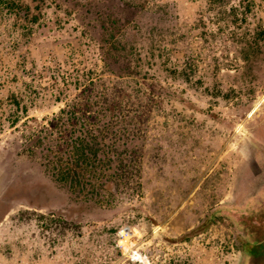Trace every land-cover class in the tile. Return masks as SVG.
I'll use <instances>...</instances> for the list:
<instances>
[{
  "label": "rangeland",
  "instance_id": "obj_1",
  "mask_svg": "<svg viewBox=\"0 0 264 264\" xmlns=\"http://www.w3.org/2000/svg\"><path fill=\"white\" fill-rule=\"evenodd\" d=\"M249 1L238 27L209 0H2L0 264H264V41L249 64L235 43L264 30V0ZM159 54L193 79H171ZM83 76L125 80L137 121L133 176L100 204L72 201L25 138Z\"/></svg>",
  "mask_w": 264,
  "mask_h": 264
},
{
  "label": "trees",
  "instance_id": "obj_2",
  "mask_svg": "<svg viewBox=\"0 0 264 264\" xmlns=\"http://www.w3.org/2000/svg\"><path fill=\"white\" fill-rule=\"evenodd\" d=\"M209 3L218 5L219 21L231 17L232 25L238 27L246 22L254 6L253 2L245 0L241 9L234 8L227 13L224 6L226 0H209ZM263 41L264 30L261 27L251 37L235 40L236 44L241 45L239 52L246 64L260 55ZM118 45L119 41L113 43V51L121 49ZM129 57L135 62L136 72L134 74L132 70L128 74L135 79V75L139 73L137 69L141 64L140 58L137 54ZM159 57L165 65L162 70L169 73L171 79H193L195 70L191 64L187 63L183 68L170 67L166 62L168 58L161 54ZM153 59L154 55L151 54L146 57V62L151 63ZM89 77L83 76L81 83L76 79L78 94L65 100L63 107L52 117L40 121L34 118L25 120L26 125L28 122L33 123L25 138L30 142L29 151L39 156L45 172L56 184L67 188L72 201L75 199L100 204V191L106 185H128V178L133 176L136 153L135 149L127 146L135 139L137 121L126 115L127 112L122 114L123 107L134 102L131 100L132 95L131 99L120 95L121 86L127 83L125 80L117 78L115 81H102L98 78L99 84H96ZM56 101L60 102L61 99L58 97Z\"/></svg>",
  "mask_w": 264,
  "mask_h": 264
},
{
  "label": "crops",
  "instance_id": "obj_3",
  "mask_svg": "<svg viewBox=\"0 0 264 264\" xmlns=\"http://www.w3.org/2000/svg\"><path fill=\"white\" fill-rule=\"evenodd\" d=\"M261 129L259 130V128ZM264 118L261 120V122L258 124L257 128L253 132V137L255 140L256 147V161L260 167L261 170L264 172ZM262 173V171H261Z\"/></svg>",
  "mask_w": 264,
  "mask_h": 264
}]
</instances>
